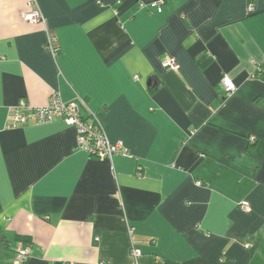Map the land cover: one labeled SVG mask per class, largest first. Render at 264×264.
Segmentation results:
<instances>
[{
    "label": "crops",
    "instance_id": "1",
    "mask_svg": "<svg viewBox=\"0 0 264 264\" xmlns=\"http://www.w3.org/2000/svg\"><path fill=\"white\" fill-rule=\"evenodd\" d=\"M263 59L264 0H0V264H264ZM54 94L130 155L11 126Z\"/></svg>",
    "mask_w": 264,
    "mask_h": 264
},
{
    "label": "built area",
    "instance_id": "2",
    "mask_svg": "<svg viewBox=\"0 0 264 264\" xmlns=\"http://www.w3.org/2000/svg\"><path fill=\"white\" fill-rule=\"evenodd\" d=\"M147 6L149 10L160 12L162 10L163 1H154L148 4H140ZM27 11L24 19L27 22H45V19L33 1L27 3ZM252 4L249 10H252ZM52 39L49 40V50L55 52L57 49L52 45ZM163 65L172 69H176L177 65L174 60L167 59ZM257 71L264 69V59L255 65ZM134 78H137L135 75ZM221 86L224 95H230L235 91V85L231 79L224 75L221 79ZM56 119L62 120L66 125L72 126L76 132V146L79 150L96 156L97 158L111 159L115 155L128 156V149L121 141H111L105 131L104 126L95 113H90L87 118L81 117L78 106L75 102H65L56 94L52 95L47 104L42 106H32L25 101L20 100L18 104L11 108V126L16 127L27 123H48ZM255 138L250 137V142H254ZM140 170V167L137 168ZM242 210L248 209V203L242 201L239 203ZM245 246H248L245 244ZM30 249L28 246L18 249L16 253L15 263H22L28 256ZM131 254L134 257L132 264H139L137 257L140 255V249L132 243Z\"/></svg>",
    "mask_w": 264,
    "mask_h": 264
},
{
    "label": "trees",
    "instance_id": "3",
    "mask_svg": "<svg viewBox=\"0 0 264 264\" xmlns=\"http://www.w3.org/2000/svg\"><path fill=\"white\" fill-rule=\"evenodd\" d=\"M15 240L22 241L24 243H28L30 238L26 236L16 235ZM9 248V241L5 239L3 235L0 234V250L8 249ZM252 264H263L262 260L259 257L253 259Z\"/></svg>",
    "mask_w": 264,
    "mask_h": 264
}]
</instances>
